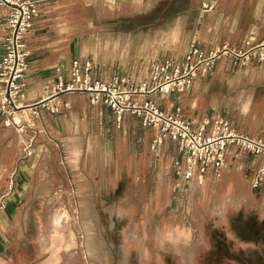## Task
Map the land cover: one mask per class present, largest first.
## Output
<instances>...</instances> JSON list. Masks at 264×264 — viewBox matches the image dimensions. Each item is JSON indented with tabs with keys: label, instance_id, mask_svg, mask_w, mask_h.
<instances>
[{
	"label": "crops",
	"instance_id": "obj_1",
	"mask_svg": "<svg viewBox=\"0 0 264 264\" xmlns=\"http://www.w3.org/2000/svg\"><path fill=\"white\" fill-rule=\"evenodd\" d=\"M76 1L58 0L66 15L52 20V1L36 0L39 16L27 38L30 55L19 91L27 105L42 102L46 85L59 77L67 80L76 58L93 60L103 75L133 77L141 71V62L180 56L194 39L207 54L227 46L244 56H221L211 74L200 72L189 92L180 99L170 96L160 100V109L172 112L179 108L194 127L220 117L237 131L264 139V59L259 57H264V0H133L130 10L124 12L127 22L145 27L130 33L127 54L121 55L119 35L110 37L113 42L108 48L104 33L99 32L93 57L91 36L96 31L90 29L121 24L124 2L108 5L105 0H79L78 5ZM106 8L112 11L110 18L105 17ZM9 10L7 5L0 6V23ZM90 13L96 14V19ZM177 17L181 38L174 44L172 31ZM1 53L0 48V58ZM32 112L37 129L44 128L32 139L42 135L56 151L62 150L64 173H71L81 188H128L135 190V195L147 189V199L135 203L152 205V215L156 208L160 213L168 210L171 190L178 200L184 195L179 200L184 212L186 196L192 194L191 205L201 214L207 208L211 215L207 234L210 264H264V185L251 189L256 168L251 156L230 148L219 179L207 176L183 194L178 191L182 183L173 171L177 145L166 142L153 153L151 145L157 132L145 127L139 118L117 122L108 106L93 105L80 92L52 97Z\"/></svg>",
	"mask_w": 264,
	"mask_h": 264
},
{
	"label": "rangeland",
	"instance_id": "obj_2",
	"mask_svg": "<svg viewBox=\"0 0 264 264\" xmlns=\"http://www.w3.org/2000/svg\"><path fill=\"white\" fill-rule=\"evenodd\" d=\"M2 1L0 6H5ZM35 1L25 0L27 6H35L26 19L30 24L39 16ZM50 1L52 20L66 15L58 0ZM105 1L108 5L124 2L121 24L90 29L98 32L91 36L92 57L96 56L99 32L104 33L108 48L113 42L110 37L119 35L123 55L129 50L130 33L145 27L127 22L124 12L130 10L133 0ZM11 7L0 23V264H210L207 234L211 215L207 208L201 214L191 205L192 194L186 196L184 212L179 205L184 195L178 200L171 190L168 210L160 213L156 208L152 215V205L135 203L147 199V189L135 195L128 188H81L71 173L65 175L62 150L56 151L42 135L32 139L44 128L37 129L34 113L27 111L30 108L19 93L23 77L15 82L20 87L13 90L12 97L6 95V81L16 61L12 34L17 12ZM111 13L106 8L105 17L110 18ZM90 17L96 19V14L90 13ZM165 219L186 226L187 231L178 243L162 248L157 228Z\"/></svg>",
	"mask_w": 264,
	"mask_h": 264
},
{
	"label": "built area",
	"instance_id": "obj_3",
	"mask_svg": "<svg viewBox=\"0 0 264 264\" xmlns=\"http://www.w3.org/2000/svg\"><path fill=\"white\" fill-rule=\"evenodd\" d=\"M2 2L12 6L17 12L12 34L16 61L6 81V95L12 97L13 90L20 87L15 86V82L22 78L30 55L26 39L32 24L26 19H29V11L35 12V6H27L25 0ZM223 55L235 58L244 56L240 51L227 46L207 54L192 39L184 54L148 63L141 62L138 69L141 71L133 77L122 74L106 76L93 60L76 58L67 80L59 77L51 85H46L43 88L42 102L27 106L34 110L41 105L45 106L52 97L80 92L86 94L93 105L108 106L117 122H122L127 117L139 118L145 127L157 132L151 145L153 153L166 142L177 145L173 171L182 183L180 191L183 194L190 190L194 182H202L207 176L219 179L226 168L230 148L236 147L252 157L256 168L251 189L257 190L264 185V139L243 134L220 117L206 120L201 126L194 127L182 117L179 108L164 112L159 107L160 100L170 96L180 99L182 94L189 92L197 75L200 72L211 74L216 60ZM259 57L260 60L264 59L262 55ZM45 108H49L51 112L57 111L52 106Z\"/></svg>",
	"mask_w": 264,
	"mask_h": 264
},
{
	"label": "clouds",
	"instance_id": "obj_4",
	"mask_svg": "<svg viewBox=\"0 0 264 264\" xmlns=\"http://www.w3.org/2000/svg\"><path fill=\"white\" fill-rule=\"evenodd\" d=\"M180 18H176V25L172 31V42L179 43L181 38ZM187 231L186 226L181 225L176 221L165 219L157 228V234L161 239V247L170 246L174 242H179V239L185 235Z\"/></svg>",
	"mask_w": 264,
	"mask_h": 264
}]
</instances>
